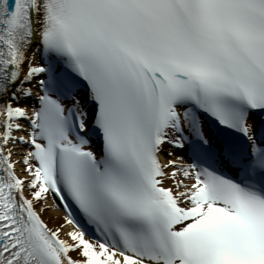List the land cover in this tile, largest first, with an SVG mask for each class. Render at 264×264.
I'll list each match as a JSON object with an SVG mask.
<instances>
[{"label":"snow or ice","instance_id":"6c2138e0","mask_svg":"<svg viewBox=\"0 0 264 264\" xmlns=\"http://www.w3.org/2000/svg\"><path fill=\"white\" fill-rule=\"evenodd\" d=\"M0 264H264V0H0Z\"/></svg>","mask_w":264,"mask_h":264},{"label":"bare ground","instance_id":"6f19581e","mask_svg":"<svg viewBox=\"0 0 264 264\" xmlns=\"http://www.w3.org/2000/svg\"><path fill=\"white\" fill-rule=\"evenodd\" d=\"M49 203H52L51 201H49ZM61 213L58 211V210H56V209H54L53 208V211L51 212V213H49V215L50 216H53V217H55V216H59Z\"/></svg>","mask_w":264,"mask_h":264}]
</instances>
